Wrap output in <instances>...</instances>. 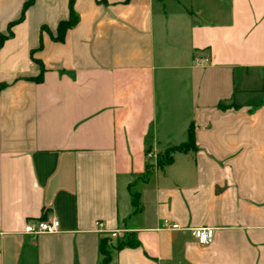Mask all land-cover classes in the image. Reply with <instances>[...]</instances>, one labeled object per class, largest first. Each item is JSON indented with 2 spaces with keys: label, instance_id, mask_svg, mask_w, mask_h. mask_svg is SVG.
Instances as JSON below:
<instances>
[{
  "label": "crops",
  "instance_id": "0c3cea01",
  "mask_svg": "<svg viewBox=\"0 0 264 264\" xmlns=\"http://www.w3.org/2000/svg\"><path fill=\"white\" fill-rule=\"evenodd\" d=\"M24 2L0 0L1 34ZM74 10L56 42L68 0H34L0 48V264H98L112 231L136 244L110 264H264V0ZM190 123L196 150L152 167Z\"/></svg>",
  "mask_w": 264,
  "mask_h": 264
},
{
  "label": "trees",
  "instance_id": "16d2710c",
  "mask_svg": "<svg viewBox=\"0 0 264 264\" xmlns=\"http://www.w3.org/2000/svg\"><path fill=\"white\" fill-rule=\"evenodd\" d=\"M34 0H25L22 6L21 15L18 20L10 22L8 24V34L4 35L0 33V48L4 42L5 39L12 36V27L16 23L20 22L25 17V12L28 9L29 6L33 4ZM74 2L75 0H68V8H69V14L68 18L65 20H61L56 29V34L53 36L51 35L52 40L56 42H62L64 41V37L66 34V31L72 27H74L78 22V15L76 11L74 10ZM42 31L44 28L41 29ZM42 79V72L33 78L34 81L40 82ZM4 86V84H0V89ZM191 150H196L195 146V137H194V125L192 123L189 124L186 132V139L176 145H172L168 147L163 155V158H160L157 160V168L162 169L163 167L169 165L172 163L173 155L175 153H185ZM132 196V205L134 207V211H136L140 206L138 202V198L136 194H131ZM112 237L108 234V236L101 237L99 242V253H100V260L98 264H110L112 260V253L114 251H117L125 246H134L136 244L135 241H133V238L131 236L128 237L127 240L122 242H112Z\"/></svg>",
  "mask_w": 264,
  "mask_h": 264
},
{
  "label": "built area",
  "instance_id": "2783aa9c",
  "mask_svg": "<svg viewBox=\"0 0 264 264\" xmlns=\"http://www.w3.org/2000/svg\"><path fill=\"white\" fill-rule=\"evenodd\" d=\"M207 61L206 59H198L197 63ZM102 224L98 222V226ZM172 229L178 228L177 224H171ZM59 230V222L57 219H39L35 221H28L25 226V232L29 234H44V233H54ZM215 234V229L209 226H201L194 228L192 230V235L194 236L196 242L199 245L209 244ZM112 238L117 237V232L112 231L109 233Z\"/></svg>",
  "mask_w": 264,
  "mask_h": 264
},
{
  "label": "rangeland",
  "instance_id": "374dc122",
  "mask_svg": "<svg viewBox=\"0 0 264 264\" xmlns=\"http://www.w3.org/2000/svg\"><path fill=\"white\" fill-rule=\"evenodd\" d=\"M176 135L179 136L178 134H176ZM177 136H175V137H177ZM167 148L168 147H166V148H155L154 149V148L150 147V148L146 149V154L148 155V158H149L148 161L152 167L157 168V160L160 158H163L164 152Z\"/></svg>",
  "mask_w": 264,
  "mask_h": 264
}]
</instances>
